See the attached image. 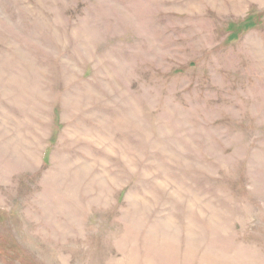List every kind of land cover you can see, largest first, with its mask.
Here are the masks:
<instances>
[{"label":"rangeland","instance_id":"obj_1","mask_svg":"<svg viewBox=\"0 0 264 264\" xmlns=\"http://www.w3.org/2000/svg\"><path fill=\"white\" fill-rule=\"evenodd\" d=\"M0 264H264V0H0Z\"/></svg>","mask_w":264,"mask_h":264}]
</instances>
